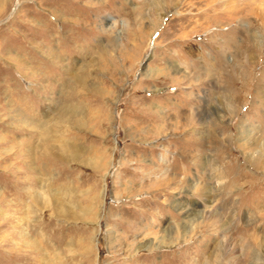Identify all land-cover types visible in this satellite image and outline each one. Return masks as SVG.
Segmentation results:
<instances>
[{"label":"rangeland","instance_id":"obj_1","mask_svg":"<svg viewBox=\"0 0 264 264\" xmlns=\"http://www.w3.org/2000/svg\"><path fill=\"white\" fill-rule=\"evenodd\" d=\"M230 1L0 0V264H264V2Z\"/></svg>","mask_w":264,"mask_h":264},{"label":"bare ground","instance_id":"obj_2","mask_svg":"<svg viewBox=\"0 0 264 264\" xmlns=\"http://www.w3.org/2000/svg\"><path fill=\"white\" fill-rule=\"evenodd\" d=\"M230 1V0H229ZM230 2H232L231 4H235V3H244L245 5H247L248 3L249 4H256V2L257 3H262L263 4V2H264V0H231ZM235 2V3H234ZM248 4V5H249ZM264 5V4H263ZM232 6V5H231ZM232 9V8H231ZM177 69V68H176ZM43 133H45L44 131H43ZM46 134V133H45ZM46 138H49L50 139V141L53 143V142H55V143H57L56 144V148H57V150L62 154H65V156H68V157H71V158H78V156H79V150H78V148L75 146V147H73V146H71V144H69L68 142H64V141H62L61 139H59L58 137H56V135H50V133L47 135V137ZM48 140V139H47ZM49 145V144H48ZM172 177H167L166 178V180H165V182H167V181H169L170 179H171ZM155 183V182H154ZM158 184V183H157ZM164 184V183H163ZM162 185V184H161ZM52 192V191H51ZM54 194H56L57 195V193L56 192H53ZM59 193V192H58ZM40 197H41V195H40ZM55 198H56V196H55ZM54 204H55V209H60V205H59V200H54ZM179 205V204H178ZM177 205V206H178ZM209 207H211V206H209ZM208 207V208H209ZM178 208L179 209H186L184 206L182 207V205H179L178 206ZM212 208V207H211ZM62 210V209H61ZM213 210V209H212ZM67 212V211H66ZM72 212V211H71ZM185 212L187 213L186 214V216H185V220L186 221H184V223H183V226L182 227H184V230H183V235H186L187 234V232H188V230L190 229H192V221L193 220H195L196 219V216L197 215H200L201 217H202V214H201V212H198V211H196V210H190V211H188V210H185ZM210 211H208V213H209ZM60 213V212H59ZM61 214V213H60ZM64 214V213H63ZM62 214V215H63ZM66 214H69V213H66ZM191 214V215H190ZM185 224V225H184ZM179 227H181V226H179ZM178 227H176V229H177ZM183 229V228H182ZM182 236V235H181Z\"/></svg>","mask_w":264,"mask_h":264}]
</instances>
